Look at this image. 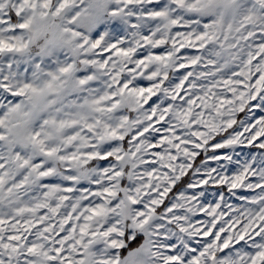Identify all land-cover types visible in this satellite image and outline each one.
I'll return each mask as SVG.
<instances>
[{"label":"snow or ice","instance_id":"6c2138e0","mask_svg":"<svg viewBox=\"0 0 264 264\" xmlns=\"http://www.w3.org/2000/svg\"><path fill=\"white\" fill-rule=\"evenodd\" d=\"M0 264H264V0H0Z\"/></svg>","mask_w":264,"mask_h":264}]
</instances>
